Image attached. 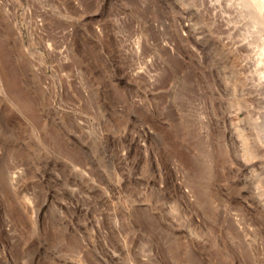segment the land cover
<instances>
[{
    "label": "rangeland",
    "instance_id": "374dc122",
    "mask_svg": "<svg viewBox=\"0 0 264 264\" xmlns=\"http://www.w3.org/2000/svg\"><path fill=\"white\" fill-rule=\"evenodd\" d=\"M244 11L0 0V264H264Z\"/></svg>",
    "mask_w": 264,
    "mask_h": 264
},
{
    "label": "bare ground",
    "instance_id": "6f19581e",
    "mask_svg": "<svg viewBox=\"0 0 264 264\" xmlns=\"http://www.w3.org/2000/svg\"><path fill=\"white\" fill-rule=\"evenodd\" d=\"M241 4H242V7L244 8V10L247 12L248 16L252 18L254 29H256V30L259 29L262 32V40H260V41H263V46L259 50H258V48H256L258 51L257 52L253 51L255 53V55L253 54L252 57H254L257 60L258 65L259 64L264 65V0H241ZM200 5L203 6L202 1H200ZM211 5H213L212 2H211ZM249 45L250 44H248V46ZM259 68H261V67H259ZM259 73L261 74V76H259V77L263 78L264 69L260 70ZM259 148H260L259 157L264 159V134L261 135L259 138ZM245 149H246L245 155H247L248 158H250V160H252L253 158H255L257 156L256 152L251 147L245 146ZM205 166H204V168H205ZM261 170L263 172L264 169L261 167ZM249 174H250L249 178L252 180V188H253L252 191H254L256 194L260 195L262 193L261 187L264 186V177H262L260 175V171L256 170L255 168L254 169L251 168L249 171ZM262 201H263V199H262Z\"/></svg>",
    "mask_w": 264,
    "mask_h": 264
}]
</instances>
